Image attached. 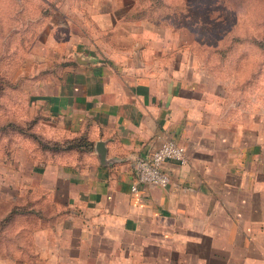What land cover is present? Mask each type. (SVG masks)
Masks as SVG:
<instances>
[{
    "label": "crops",
    "instance_id": "0c3cea01",
    "mask_svg": "<svg viewBox=\"0 0 264 264\" xmlns=\"http://www.w3.org/2000/svg\"><path fill=\"white\" fill-rule=\"evenodd\" d=\"M122 19L43 82L66 141L23 161L9 198L35 216L32 244L3 264H264V97L238 93L189 32ZM167 138L188 161L164 163L166 186L138 182L137 157Z\"/></svg>",
    "mask_w": 264,
    "mask_h": 264
},
{
    "label": "rangeland",
    "instance_id": "374dc122",
    "mask_svg": "<svg viewBox=\"0 0 264 264\" xmlns=\"http://www.w3.org/2000/svg\"><path fill=\"white\" fill-rule=\"evenodd\" d=\"M122 18L189 32L187 46L199 48L238 93L264 97V0H0V264L8 250L32 244L25 230L35 226L34 215L1 225L19 204L9 197L23 161L47 160L66 141L37 100L43 82L75 62L80 38H109Z\"/></svg>",
    "mask_w": 264,
    "mask_h": 264
},
{
    "label": "built area",
    "instance_id": "2783aa9c",
    "mask_svg": "<svg viewBox=\"0 0 264 264\" xmlns=\"http://www.w3.org/2000/svg\"><path fill=\"white\" fill-rule=\"evenodd\" d=\"M169 160L188 161L186 146L176 141L174 138L165 139L150 156H138L135 166L138 173V182L155 183L166 186L169 184L170 174L164 169V163ZM138 189V184L132 186Z\"/></svg>",
    "mask_w": 264,
    "mask_h": 264
},
{
    "label": "trees",
    "instance_id": "16d2710c",
    "mask_svg": "<svg viewBox=\"0 0 264 264\" xmlns=\"http://www.w3.org/2000/svg\"><path fill=\"white\" fill-rule=\"evenodd\" d=\"M154 7V6H153ZM138 16V15H137ZM55 149H60V147H55ZM28 205L27 204H16V205H14V207L12 208V209H10L9 210V212L6 214V215H4V217H3V219L1 220V225H4L5 227H6V225H8L9 224V222L12 220V218L14 219H18V217H19V219H20V221H21V219H23V217L22 216H24V217H26V216H28L29 214H28V212L30 211L29 209H28ZM28 211V212H27ZM14 219V220H15ZM0 231H1V229H0ZM22 231H24V230H19V233L20 234H23V232ZM26 232L27 231H29V230H25ZM21 246V245H20ZM16 250H19V252L17 253V251ZM23 250V248L22 247H19V246H16V247H14L13 248V250H8L7 251V254H10V255H8V256H18V255H20V252ZM18 254V255H17Z\"/></svg>",
    "mask_w": 264,
    "mask_h": 264
},
{
    "label": "water",
    "instance_id": "95a60500",
    "mask_svg": "<svg viewBox=\"0 0 264 264\" xmlns=\"http://www.w3.org/2000/svg\"><path fill=\"white\" fill-rule=\"evenodd\" d=\"M76 58H77V60L79 62H88L89 61V59L83 57L82 54H77ZM96 149H97V152L99 154V157H100L101 161L103 163L107 162V147H106L105 141L104 140H99L97 142Z\"/></svg>",
    "mask_w": 264,
    "mask_h": 264
}]
</instances>
